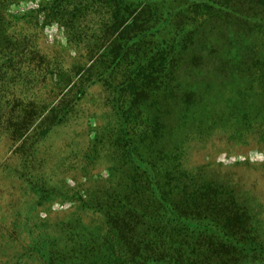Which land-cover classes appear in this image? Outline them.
I'll list each match as a JSON object with an SVG mask.
<instances>
[{"label":"trees","instance_id":"16d2710c","mask_svg":"<svg viewBox=\"0 0 264 264\" xmlns=\"http://www.w3.org/2000/svg\"><path fill=\"white\" fill-rule=\"evenodd\" d=\"M23 1L32 0H0V132L9 140L23 139L22 144L37 143L68 112L59 104L45 110L39 94L57 70L50 53L35 43L38 29L31 32L29 20L42 15L45 23H58L72 47L82 50L86 45L90 54L96 36L91 18L107 13L100 66L85 64L87 69L74 72L77 93L82 94L89 80L127 70L113 87L112 104L131 166L129 187L101 204L109 209L105 238L124 246L132 264L264 262V243L232 189L207 181L190 184L187 175L183 180L162 176L158 164L132 147L124 120L129 110L150 111V133H158L166 116L182 113L179 107L193 119L217 109L220 121L230 119L233 127L244 130L264 123V0H40L33 14L6 13L7 7ZM94 66L102 70L94 72ZM193 78L200 87L192 83L185 88ZM122 94L127 96L123 109ZM67 228L73 237L74 229ZM28 229L29 248L45 264H69L66 253L57 251L61 236L45 243L41 226ZM18 234L25 236L22 230ZM45 247L52 249L45 253ZM99 248L96 240L86 243L81 259L89 256L90 264H100Z\"/></svg>","mask_w":264,"mask_h":264},{"label":"rangeland","instance_id":"374dc122","mask_svg":"<svg viewBox=\"0 0 264 264\" xmlns=\"http://www.w3.org/2000/svg\"><path fill=\"white\" fill-rule=\"evenodd\" d=\"M39 3L19 2L7 7L6 13L13 17L30 15ZM93 16L90 27L96 36L90 54H86V45L82 50L72 47L58 23L47 24L42 15L29 20L30 31L38 29L35 43L50 53L55 64L52 68L57 70L39 94L45 100V110L59 104L68 112L58 126L46 129L45 137L37 143L27 140L22 144L23 139L9 140L0 132V264H45V258L29 248L26 233L33 226L44 230L46 236L41 242L46 243L51 236L62 237L57 251L66 253L69 264H90L89 256L81 259L84 255L80 250L95 240L99 254L103 252L100 264H132L124 246L105 238L109 209L101 206L112 193L129 187L131 166L123 144V127L112 104L113 87L124 79L127 70L120 68L101 81L89 80L81 87L82 94L77 93L74 75L87 69L85 64L97 63L106 44L103 33L110 18L101 11ZM261 46L264 51V37ZM101 70L94 68V72ZM194 78L186 81L185 88L192 83L199 86ZM65 96L67 99L60 103ZM126 101L122 94L121 109ZM176 110L183 113L179 107ZM149 112L124 113L132 147L158 164L162 176L170 174V178L183 180L187 175L190 184L207 181L232 189V195L250 213L255 235L264 243V123L247 130L233 127L230 119L220 121L219 112L213 109L204 117L194 116L197 119L182 113L168 115L162 131L151 134ZM67 227L74 229L71 238ZM245 264L264 262L248 260Z\"/></svg>","mask_w":264,"mask_h":264}]
</instances>
